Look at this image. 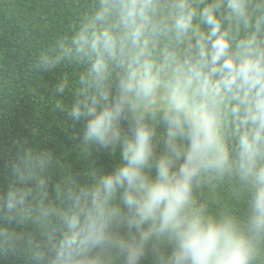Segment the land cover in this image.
<instances>
[{"label": "clouds", "instance_id": "9594fccd", "mask_svg": "<svg viewBox=\"0 0 264 264\" xmlns=\"http://www.w3.org/2000/svg\"><path fill=\"white\" fill-rule=\"evenodd\" d=\"M67 3L53 39L0 51V105L59 72L85 163L12 141L0 264H264V0Z\"/></svg>", "mask_w": 264, "mask_h": 264}, {"label": "trees", "instance_id": "16d2710c", "mask_svg": "<svg viewBox=\"0 0 264 264\" xmlns=\"http://www.w3.org/2000/svg\"><path fill=\"white\" fill-rule=\"evenodd\" d=\"M74 11L67 0H0V51L13 54L17 40L32 49L39 48L66 28ZM22 75L23 87L16 90L14 97L7 98L8 104L0 105V182L4 181L3 166L12 154V141L16 138H28L42 149L51 148L80 169L85 162L79 161L80 154L70 139L75 133L65 131L63 116L54 113L53 97L47 94V85L58 78L59 72L41 75L25 70ZM93 155L99 166L111 167L109 154Z\"/></svg>", "mask_w": 264, "mask_h": 264}]
</instances>
